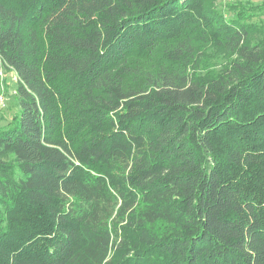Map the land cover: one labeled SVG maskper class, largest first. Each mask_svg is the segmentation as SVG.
<instances>
[{"label":"trees","instance_id":"trees-1","mask_svg":"<svg viewBox=\"0 0 264 264\" xmlns=\"http://www.w3.org/2000/svg\"><path fill=\"white\" fill-rule=\"evenodd\" d=\"M0 68V264H264V0H0Z\"/></svg>","mask_w":264,"mask_h":264},{"label":"rangeland","instance_id":"rangeland-1","mask_svg":"<svg viewBox=\"0 0 264 264\" xmlns=\"http://www.w3.org/2000/svg\"><path fill=\"white\" fill-rule=\"evenodd\" d=\"M230 1V0H216V3L219 7H225V4ZM244 2L247 1H251L254 3H258L261 2L263 0H243ZM1 69V68H0ZM16 82L11 78L10 75H8L5 71L3 72V74H1L0 72V91H3L5 93V95L8 97V104H14L15 100H14V93L13 91L16 89ZM18 110L17 107H13V108H7V107H1L0 106V124H6L8 123L15 110Z\"/></svg>","mask_w":264,"mask_h":264},{"label":"built area","instance_id":"built-area-1","mask_svg":"<svg viewBox=\"0 0 264 264\" xmlns=\"http://www.w3.org/2000/svg\"><path fill=\"white\" fill-rule=\"evenodd\" d=\"M1 74H3L4 70L0 69ZM11 78L15 81L18 82L19 81V76L16 74V72H12L10 74ZM16 90L13 91V93H15ZM8 97L5 95V93L3 91H0V106L4 107L7 103Z\"/></svg>","mask_w":264,"mask_h":264}]
</instances>
